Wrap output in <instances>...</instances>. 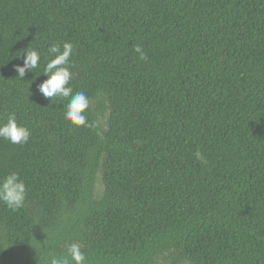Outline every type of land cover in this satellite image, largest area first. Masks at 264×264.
<instances>
[{
  "label": "trees",
  "instance_id": "trees-1",
  "mask_svg": "<svg viewBox=\"0 0 264 264\" xmlns=\"http://www.w3.org/2000/svg\"><path fill=\"white\" fill-rule=\"evenodd\" d=\"M53 42L74 46L94 127L39 93ZM12 113L31 136L0 139V181L18 173L27 196L0 202V264L73 242L86 264H264V0H0V123Z\"/></svg>",
  "mask_w": 264,
  "mask_h": 264
},
{
  "label": "clouds",
  "instance_id": "clouds-1",
  "mask_svg": "<svg viewBox=\"0 0 264 264\" xmlns=\"http://www.w3.org/2000/svg\"><path fill=\"white\" fill-rule=\"evenodd\" d=\"M134 52L139 54L140 60H147V54L142 46L135 45ZM74 46L71 42H64L62 47L59 43L53 42L47 49L48 55L53 57L48 60L43 73L47 78L38 85L39 93L50 103L53 99L67 100L64 118L75 126L94 127L87 116L90 101L84 91L75 92L69 85L73 79L71 71V57ZM23 58V66L15 65L14 70L17 77L24 79L28 72L39 67L41 59L38 49L29 47L24 49L17 57ZM49 103V104H50ZM31 136L30 130L17 122L14 113L8 115L6 123H0V139L7 140L12 144H26ZM27 196L26 184L18 173L12 172L0 181V202H3L9 209L16 211L25 204ZM70 258V259H69ZM86 256L81 251L79 242L71 243L67 248L66 256H51L49 264H86Z\"/></svg>",
  "mask_w": 264,
  "mask_h": 264
},
{
  "label": "rangeland",
  "instance_id": "rangeland-1",
  "mask_svg": "<svg viewBox=\"0 0 264 264\" xmlns=\"http://www.w3.org/2000/svg\"><path fill=\"white\" fill-rule=\"evenodd\" d=\"M107 114L108 113H106L105 116ZM98 187L101 188V186H99V185H98ZM160 264H176V263L174 262V260H171L169 256H167V257H165V259L161 260ZM180 264H189V263H180Z\"/></svg>",
  "mask_w": 264,
  "mask_h": 264
}]
</instances>
